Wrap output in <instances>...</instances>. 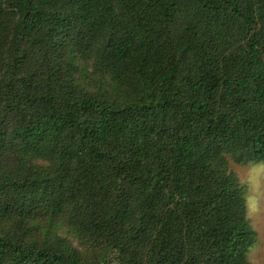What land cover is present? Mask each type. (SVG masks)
Wrapping results in <instances>:
<instances>
[{"label":"trees","instance_id":"1","mask_svg":"<svg viewBox=\"0 0 264 264\" xmlns=\"http://www.w3.org/2000/svg\"><path fill=\"white\" fill-rule=\"evenodd\" d=\"M261 160L264 0H0V264H251Z\"/></svg>","mask_w":264,"mask_h":264},{"label":"rangeland","instance_id":"2","mask_svg":"<svg viewBox=\"0 0 264 264\" xmlns=\"http://www.w3.org/2000/svg\"><path fill=\"white\" fill-rule=\"evenodd\" d=\"M255 164L238 165L229 162V170L237 177L239 183L245 188L246 199V217L249 221V226L256 234L254 246L247 254V260L251 264H264V188L254 189L251 184L242 183L241 180L246 175L247 171ZM39 232L30 234V237L35 240H40L43 235ZM74 245H77L76 240H71ZM80 248V245H77ZM92 255L88 254V257Z\"/></svg>","mask_w":264,"mask_h":264},{"label":"clouds","instance_id":"3","mask_svg":"<svg viewBox=\"0 0 264 264\" xmlns=\"http://www.w3.org/2000/svg\"><path fill=\"white\" fill-rule=\"evenodd\" d=\"M234 164L235 162L233 161ZM241 182L251 184L254 189L264 188V160L249 169Z\"/></svg>","mask_w":264,"mask_h":264}]
</instances>
